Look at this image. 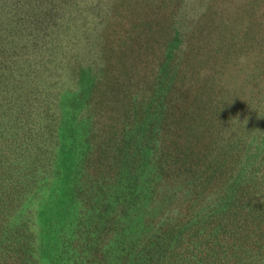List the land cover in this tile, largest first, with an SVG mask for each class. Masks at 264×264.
<instances>
[{"label":"rangeland","instance_id":"obj_1","mask_svg":"<svg viewBox=\"0 0 264 264\" xmlns=\"http://www.w3.org/2000/svg\"><path fill=\"white\" fill-rule=\"evenodd\" d=\"M60 97L83 151L56 138ZM18 175L32 189L11 194ZM51 187L82 205L70 229ZM8 197L45 264H264V0H0V213Z\"/></svg>","mask_w":264,"mask_h":264},{"label":"trees","instance_id":"obj_2","mask_svg":"<svg viewBox=\"0 0 264 264\" xmlns=\"http://www.w3.org/2000/svg\"><path fill=\"white\" fill-rule=\"evenodd\" d=\"M66 93L62 94V96H65ZM61 101L64 102L65 105H68L70 107L73 108V111H71V115H62L60 119L59 118V123L57 124V127H62L61 132L56 136V138L60 139V146L63 147H67L69 146L70 148H72V150L75 149V147L77 146L79 150L83 151L86 147V143L80 142V138L79 135L77 134V130L79 128L83 129V125H81V121H78L77 117H76V104L74 102L73 99L69 98L67 99V97H60ZM27 116V113H26ZM85 130V129H83ZM82 132H80L81 134ZM74 136H77L78 139H75ZM69 144H73V145H69ZM58 146V143H56V147ZM72 155L73 152L71 151ZM118 155H120V153L117 152ZM148 154L147 151L143 150L141 152H136V153H132V158L130 160L126 159L125 156L122 157L121 163L118 164V166L116 167V171H119V174L123 173H127V171L125 170V168L127 167V163H132V164H136L139 163L140 164H136V168L142 167L144 166L143 160L142 158ZM75 159V157H74ZM250 166L249 165H245L242 170L246 171V173H248L250 171ZM21 169L17 170L20 171ZM22 177V175H18L17 177H15L12 180L11 186L8 187V190H12L11 194L15 192L14 187H13V183L15 182V184H17V191L18 194H23L25 192V188H30L32 189L31 185H29V187H20L21 185H24V182H21L22 180H20L19 178ZM153 178V177H152ZM79 178H77L76 174L72 173L71 177H69V181H67L68 183L66 184L67 186L70 187H74L77 183L76 181ZM138 177H133L132 180L137 184V182H139L141 184V186H145L144 182L145 179L143 180H138ZM237 177H235L231 183V187L233 188L231 191V195L228 197V213L232 215L234 222H237L236 220V216L240 213V204H241V197L239 195V190L238 189V182H237ZM29 184H33V183H29ZM251 184V183H250ZM255 184V183H254ZM72 185V186H71ZM50 188H47L46 191H48ZM140 188H138L136 185H132V187L128 190L129 192H127V196L128 199L131 198V196L135 197L137 195L140 194L139 191ZM126 189H124L125 191ZM236 190V191H235ZM4 195L2 196V199H4L5 197H7V195H5V193H3ZM15 194V193H14ZM43 194H50L51 195V201L50 203H48V206H44L47 210H55L56 212H63L64 214H67L68 218H65L63 222H60L59 220L62 217H59L58 214L53 215L54 217V222H50L49 224H53L54 223V229H61L62 227L60 226H64L66 229H70L71 225H74L76 223V221L78 222V220L82 217H80V213L82 212V208H81V204L79 201H77L76 205L75 203H71V200H69L66 196L63 197L62 195H58V192H55L52 187H51V191L48 193H43ZM42 194V197H44ZM67 195H70V192H67ZM13 196V195H12ZM16 196V195H15ZM13 197H8L7 202L2 201V203H10V201L12 200ZM43 199V198H42ZM7 206H3L2 208H4L1 213H0V256H1V260L3 257V253L4 250L7 247H13V251L16 250L17 253L21 256V255H25L27 261L29 262L28 264H38V262L45 264L41 261V255L38 257L37 255V251L39 249V246L42 247V249H47L48 245L50 244L49 242L44 243L42 240L36 239L37 241L31 240L30 238V234H28V228L26 226L23 225V221L27 220L24 214H27L28 211V204L27 201L23 202L22 205L20 206L18 203V206H16L15 208H11L9 209L8 206L9 204H6ZM17 205V204H16ZM238 213V214H237ZM13 216V217H12ZM40 219V218H39ZM41 220V219H40ZM52 220V219H51ZM30 221V220H29ZM57 221V222H56ZM131 224H133L134 222H136L137 220L131 217ZM40 221L37 222V224H39ZM233 222V223H234ZM42 223V221H41ZM59 223V224H58ZM44 224V223H43ZM48 224V223H46ZM242 224L244 225V220H242ZM31 225L33 226V223L31 221ZM47 226V225H45ZM135 226V225H133ZM43 227H40V229H42ZM244 228V227H243ZM203 231L205 230V227L203 229ZM243 234L241 232H239V238L241 239V236ZM68 236H72V232H68ZM60 241V240H59ZM34 242V243H33ZM238 244V243H236ZM50 250V249H47ZM61 251H63V248H60ZM38 257V259L36 258ZM40 259V260H39ZM26 262V261H25ZM57 262H54L53 264H56ZM137 264H145L142 259H138V263Z\"/></svg>","mask_w":264,"mask_h":264},{"label":"clouds","instance_id":"obj_3","mask_svg":"<svg viewBox=\"0 0 264 264\" xmlns=\"http://www.w3.org/2000/svg\"><path fill=\"white\" fill-rule=\"evenodd\" d=\"M235 121H238V120H236V119H234ZM247 123V120H245V122L243 123L244 125Z\"/></svg>","mask_w":264,"mask_h":264}]
</instances>
